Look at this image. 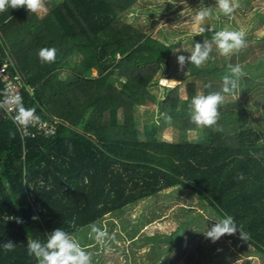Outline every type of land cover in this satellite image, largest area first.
<instances>
[{
    "label": "trees",
    "instance_id": "16d2710c",
    "mask_svg": "<svg viewBox=\"0 0 264 264\" xmlns=\"http://www.w3.org/2000/svg\"><path fill=\"white\" fill-rule=\"evenodd\" d=\"M133 2L47 0L43 17L23 7L0 12V51L8 50L15 62L26 103L41 118L57 120L53 134L21 136L0 109V264H37L27 241H44L57 227L93 241L90 224L167 188L190 190L202 210L183 212L171 233L141 230L149 218L131 222V236L147 246L148 264L173 263L184 237L203 226L202 213L217 220L231 215L247 239L238 232L224 235L233 243L230 250L226 241L219 248L197 241L188 251L192 264H228L233 259L226 260L227 253L240 257L238 252L248 257L245 264L254 256L264 264V130L249 124L245 104L235 99L234 108L221 112L220 130L200 128L191 135L195 85L188 84L184 99L178 84L165 86L163 98L149 92L175 43L123 20ZM212 29L198 42L222 28L216 23ZM45 47L56 49L55 62L38 58ZM74 55L81 57L78 64L61 70ZM210 59L201 68L188 64L185 76L202 78L205 94L220 91L228 65H236L235 52L221 64ZM254 82L241 76L225 101H234L226 95L246 94ZM149 100L158 104L161 119L171 115L178 126L174 138L160 136L157 120L140 125L135 118L136 107ZM9 240L12 251L3 248Z\"/></svg>",
    "mask_w": 264,
    "mask_h": 264
},
{
    "label": "rangeland",
    "instance_id": "374dc122",
    "mask_svg": "<svg viewBox=\"0 0 264 264\" xmlns=\"http://www.w3.org/2000/svg\"><path fill=\"white\" fill-rule=\"evenodd\" d=\"M200 3L201 0H135L131 5L133 11L122 17L123 20L138 27L150 36L167 43H175L168 65L160 68L155 76L158 80L157 83L152 81L148 86L149 92L154 94L156 98H163L166 95L165 86L174 87L177 84L179 86L178 94L183 99L187 96L189 83H194L195 95L203 92V79L195 76L185 77L188 64H185L183 70H181L177 62L178 55L187 57L190 52L185 49L190 51L192 46L198 42L196 38L198 35L193 36L192 34L197 27L193 17ZM203 3L212 9V15L205 21L211 28L217 23L222 29L229 28L246 32V47L235 52V60L236 65L239 64L242 67L244 75L252 76L255 80L251 90L246 94L239 97L238 93L226 95V98H232L234 101H228L231 100L228 99L220 106V116L224 109L234 108L236 106L235 99H239L246 106L249 124L258 130H264V0H249L248 3L239 0L240 6L230 16L219 13L215 0H203ZM46 13H38L37 16L43 17ZM203 40H211V38L205 36ZM211 56V62L217 61L219 64L226 59V56L219 54L215 45H213ZM80 58L79 55L72 56L61 64V70L70 71L73 66L78 64ZM91 73L96 74V69H92ZM115 84L119 83L115 82ZM161 115L162 112L159 111L158 104L150 100L142 102L134 110V116L140 122V125L147 120L155 119L160 126L158 130L160 136L165 139L174 138L178 126L173 123L170 125L165 123L164 119L160 118ZM219 126L220 119L215 127ZM199 129L195 125V129L189 133L194 135L195 130ZM198 202V197L190 190L176 192L172 191V188H167L162 190L155 199L139 200L137 203L125 207L121 212L106 213L105 216L99 219L95 224L105 227L110 234L115 235V239L109 240L103 246L97 244L94 239L93 241H84L79 237V233L75 232L72 235L92 253L93 261H97V264H148L147 246L142 239L131 236L129 230L131 222L139 218H149L151 221L143 225L141 230L147 233L156 231L171 233L176 228L179 216H182L183 212L192 214L202 210ZM202 215L204 216L203 226L199 227L198 230L192 229L190 234L184 237L186 241H183L180 246L178 258L171 264H192L193 258L188 251L192 250V245L194 248L197 241H202L205 245H213L217 248L226 241L227 250L234 247L233 243L227 240L225 236L215 242L203 238L205 232L203 228L211 227L217 219H207L205 213H202ZM47 226L51 229L53 223ZM202 229L201 234L196 233ZM88 231L90 232V229ZM238 253L240 257L235 256L234 253H227L225 259H233L228 264L246 263L248 257L241 252ZM248 264L262 263L254 256Z\"/></svg>",
    "mask_w": 264,
    "mask_h": 264
},
{
    "label": "clouds",
    "instance_id": "9594fccd",
    "mask_svg": "<svg viewBox=\"0 0 264 264\" xmlns=\"http://www.w3.org/2000/svg\"><path fill=\"white\" fill-rule=\"evenodd\" d=\"M47 0H0V12L8 11L9 8H25L28 12L34 14L46 13ZM215 4L220 14L230 16L240 6L239 0H215ZM212 15V9L205 6L201 0L198 10L194 14L196 29L194 35H203L205 31H213V29L205 23ZM217 18H219L217 16ZM246 32L244 30H231L223 28L214 31L211 40H203L196 42L189 51L190 55L177 56L179 68L183 70L185 64H192L196 68H201L210 58L215 45L220 55L230 56L232 53L240 51L246 47ZM178 51V50H177ZM38 58L43 63H53L56 59V49L51 47L41 48L37 52ZM229 74L222 77V88L220 91H209L207 94L201 92L194 95L190 102L189 119L197 127L214 128L220 119L219 108L225 102L224 94L231 93L238 87V81L243 73L242 67L237 65H228ZM210 85H205V88ZM9 103L15 113L14 120L18 125L29 126L39 121L35 109L26 108L23 105L22 97L13 94L9 97ZM165 123L171 124V115L165 113L163 116ZM216 130H220L218 127ZM36 217H33L35 219ZM215 220V219H214ZM19 222V221H18ZM90 235L99 245H105L109 240L115 239L114 234H110L105 227L95 223L89 225ZM239 233L241 239L246 240L247 234L244 233L236 224L231 215H225L211 227H207L204 236L212 242L219 240L224 235H234ZM6 251H12L15 243L7 241L3 243ZM27 252L33 256L37 264H93L92 253L85 248L81 242L71 233L60 227L53 229L47 233L46 240L41 241L32 239L27 241Z\"/></svg>",
    "mask_w": 264,
    "mask_h": 264
},
{
    "label": "built area",
    "instance_id": "2783aa9c",
    "mask_svg": "<svg viewBox=\"0 0 264 264\" xmlns=\"http://www.w3.org/2000/svg\"><path fill=\"white\" fill-rule=\"evenodd\" d=\"M5 55L0 51V109L4 116L10 118L20 131L21 136H34L35 134L40 135H50L55 132L56 119H46L39 117V121L35 122L29 126L18 125L14 120L15 113L12 110V106L9 103V97L13 94H18L22 97L23 105L26 108H32L26 103L25 97L23 95V82L21 80L20 74L17 72V68L12 70L15 66V62L11 57L8 50H5ZM31 88H29L30 90ZM34 109V108H33ZM52 120V121H50Z\"/></svg>",
    "mask_w": 264,
    "mask_h": 264
}]
</instances>
